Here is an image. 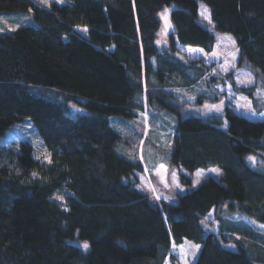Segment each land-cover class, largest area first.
<instances>
[{
    "label": "trees",
    "instance_id": "1",
    "mask_svg": "<svg viewBox=\"0 0 264 264\" xmlns=\"http://www.w3.org/2000/svg\"><path fill=\"white\" fill-rule=\"evenodd\" d=\"M198 1L213 30L234 39L237 66L264 83V0H0V13L30 17L0 32V264H264V230L232 216L264 222V158L255 166L248 159L264 153V118L228 106L182 112L185 90L218 80L198 59L179 57L181 45L214 47ZM171 3L162 46L159 12ZM229 83L253 96V84ZM148 105L175 117L168 164L180 182L213 165L218 178L175 201L133 186L142 163L121 153L126 140L110 121ZM25 119L48 161L27 139L5 141ZM210 210L217 226L207 229Z\"/></svg>",
    "mask_w": 264,
    "mask_h": 264
},
{
    "label": "rangeland",
    "instance_id": "2",
    "mask_svg": "<svg viewBox=\"0 0 264 264\" xmlns=\"http://www.w3.org/2000/svg\"><path fill=\"white\" fill-rule=\"evenodd\" d=\"M35 1L40 5H47L50 1L62 3L68 0ZM172 6H174V3L165 6L159 12L161 21L157 39L159 45H167L168 43V33L171 30L169 10ZM202 13L204 14L202 15ZM198 14L200 20L215 34L216 41L214 47L210 51H205L202 48L181 45L179 46V57L184 61L198 59L207 65V76L217 77L218 80L215 81L217 85L215 86V90L213 89L214 91L209 89L205 82L198 83L199 85L196 84L189 92L185 90V97H192V99L189 98L190 101L183 105L182 112L186 114L190 112L203 113L209 112V109L214 114H220L223 112L224 107L228 106L235 113L244 115L245 117L254 119L264 118L263 80L261 77L257 78L248 67L237 66L239 51L234 39L229 33L213 30L208 6L202 1H198ZM28 21H30V17L27 13L1 12L0 32L11 30ZM77 29L81 32L84 31L82 27H77ZM230 77L234 78V82L237 85L249 86L253 84V96L249 97L247 94L234 91L229 83ZM215 91L219 93L217 95L220 97L216 96ZM204 94L217 97L216 101L208 106V109L204 104L205 102H201L200 99L196 100L198 97H203ZM183 97L182 101H184ZM71 107L73 109L79 108L76 105H71ZM110 122L126 140L121 153L128 158L138 157L142 163L143 169L137 172V180L133 186L141 192L148 193L155 201H160L161 199L175 201L177 193L189 190L207 176L218 178L221 173L219 167L215 165L197 168L190 173L191 184L185 185L180 182L178 168L168 164L173 141L175 117L165 110L158 109L157 106L148 105L145 111L134 116H112ZM16 138L27 139L33 146L34 156L49 160V153L29 119L14 124L5 141L11 143L8 140ZM250 157L254 158V160L249 159ZM263 158L264 153L260 151L251 153L248 156L249 162L254 166ZM232 216L255 223L264 230V222H254L249 217L237 215L236 213H233ZM203 224L207 229L216 228L217 220L214 219L212 210L206 214ZM225 245L233 247L230 243Z\"/></svg>",
    "mask_w": 264,
    "mask_h": 264
},
{
    "label": "crops",
    "instance_id": "3",
    "mask_svg": "<svg viewBox=\"0 0 264 264\" xmlns=\"http://www.w3.org/2000/svg\"><path fill=\"white\" fill-rule=\"evenodd\" d=\"M166 45V44H165ZM162 46H164V45H162ZM185 46H187V45H185ZM190 46V45H189ZM192 47H194V48H196V46H192ZM197 48H200V47H197ZM211 76H213V75H211ZM218 76V75H217ZM234 77V76H233ZM207 78V77H206ZM235 78V77H234ZM234 78H233V80H234ZM202 83V82H201ZM194 84H196V83H194ZM194 84L193 85H191L190 86V89H192V87L194 86ZM217 85V83L212 79H210V82H206V86H208L209 87V89H214L215 90V86ZM239 85V84H238ZM213 90V91H214ZM215 94H216V96L217 97H220V96H218L217 94H219V93H216V91H215ZM216 96H213V97H211V96H208V98H207V100H202L201 102H205L204 104L207 106V109L209 108L208 106L209 105H211L212 104V102H214V101H216L215 99L217 98ZM194 97V96H193ZM191 99H192V97H190ZM193 101V100H192ZM203 103H201V104H203ZM208 111L209 112H193L194 114H196V113H198V114H203V115H208V114H212L213 113V111L212 110H209L208 109ZM211 111V112H210ZM190 113H192V112H190Z\"/></svg>",
    "mask_w": 264,
    "mask_h": 264
},
{
    "label": "snow or ice",
    "instance_id": "4",
    "mask_svg": "<svg viewBox=\"0 0 264 264\" xmlns=\"http://www.w3.org/2000/svg\"><path fill=\"white\" fill-rule=\"evenodd\" d=\"M167 11V10H166ZM206 11V10H205ZM204 13H202V15H203ZM213 107H215V106H213ZM249 159H251V160H254V158H252V157H250ZM85 248H87L88 247V245H87V243H85L84 245H83ZM197 247H199V246H197Z\"/></svg>",
    "mask_w": 264,
    "mask_h": 264
}]
</instances>
